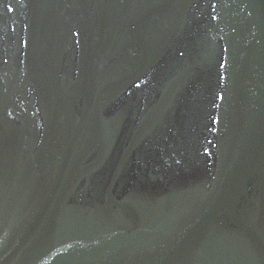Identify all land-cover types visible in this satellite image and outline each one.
<instances>
[{"label":"water","instance_id":"95a60500","mask_svg":"<svg viewBox=\"0 0 264 264\" xmlns=\"http://www.w3.org/2000/svg\"><path fill=\"white\" fill-rule=\"evenodd\" d=\"M0 264H264V0H0Z\"/></svg>","mask_w":264,"mask_h":264}]
</instances>
